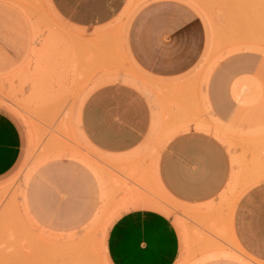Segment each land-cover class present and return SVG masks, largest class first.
<instances>
[{
    "label": "rangeland",
    "instance_id": "obj_1",
    "mask_svg": "<svg viewBox=\"0 0 264 264\" xmlns=\"http://www.w3.org/2000/svg\"><path fill=\"white\" fill-rule=\"evenodd\" d=\"M152 1L132 0L113 23L86 31L61 20L50 0H0V111L22 140L17 164L0 179V264H112L110 230L136 208L173 219L177 264H263L237 246L231 220L242 194L264 182V0H176L198 17L208 50L188 98L177 84L172 116L168 84L149 78L129 49L135 16ZM238 54L260 61L231 84L232 115L217 123L201 88ZM122 78L151 96L157 113L148 146L128 157L95 148L80 122L87 97ZM198 125L226 146L234 173L217 203L188 205L161 186L156 160L177 127Z\"/></svg>",
    "mask_w": 264,
    "mask_h": 264
},
{
    "label": "crops",
    "instance_id": "obj_2",
    "mask_svg": "<svg viewBox=\"0 0 264 264\" xmlns=\"http://www.w3.org/2000/svg\"><path fill=\"white\" fill-rule=\"evenodd\" d=\"M131 2L50 0L61 20L86 31L110 25L127 12ZM201 34L198 17L189 6L176 0L152 1L135 16L129 49L136 65L149 78L168 84L169 116L176 115L171 102L177 98V84L188 98L189 83L205 62L202 52L208 46L200 41ZM259 61L252 54L222 60L209 86L201 88L217 123L227 122L232 115L231 84L237 78L253 75ZM181 97L182 94L178 98ZM150 98L124 78L94 90L84 102L80 118L89 142L118 157L145 149L149 136L157 129V113ZM197 129L177 127L168 135L156 160V174L161 186L177 202L217 203L234 173L232 157L219 137L206 133L210 127L198 125ZM21 142L16 123L0 111V179L17 164ZM231 228L242 252L264 264V182L249 188L238 199ZM107 242L112 264H177L182 255V239L173 219L149 208L123 214L112 226Z\"/></svg>",
    "mask_w": 264,
    "mask_h": 264
},
{
    "label": "bare ground",
    "instance_id": "obj_3",
    "mask_svg": "<svg viewBox=\"0 0 264 264\" xmlns=\"http://www.w3.org/2000/svg\"><path fill=\"white\" fill-rule=\"evenodd\" d=\"M148 206V205H147Z\"/></svg>",
    "mask_w": 264,
    "mask_h": 264
}]
</instances>
